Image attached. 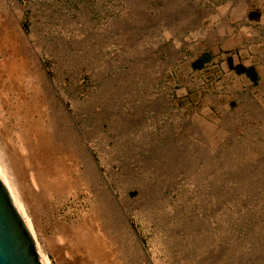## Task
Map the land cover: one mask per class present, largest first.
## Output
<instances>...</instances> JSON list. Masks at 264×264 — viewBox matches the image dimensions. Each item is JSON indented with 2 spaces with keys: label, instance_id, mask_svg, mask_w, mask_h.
Returning <instances> with one entry per match:
<instances>
[{
  "label": "rangeland",
  "instance_id": "1",
  "mask_svg": "<svg viewBox=\"0 0 264 264\" xmlns=\"http://www.w3.org/2000/svg\"><path fill=\"white\" fill-rule=\"evenodd\" d=\"M5 9L12 56L50 93L0 71V157L52 264L80 257L98 205L127 214L111 239L122 262L136 241L154 264H264V0H0V21ZM52 108L48 152L31 130ZM14 129L31 132L27 154Z\"/></svg>",
  "mask_w": 264,
  "mask_h": 264
},
{
  "label": "bare ground",
  "instance_id": "2",
  "mask_svg": "<svg viewBox=\"0 0 264 264\" xmlns=\"http://www.w3.org/2000/svg\"><path fill=\"white\" fill-rule=\"evenodd\" d=\"M1 11H5L6 12V9L5 10H1ZM2 12H0V14H1ZM6 13H8V14H6V15H3L4 17L2 18V19H4L3 21L5 22L4 24L5 25H3V28H0V29H5V28H7L8 27V30H7V32H4V30H0V35L2 36V38H3V40H2V38L0 37V71H3L4 72V74L6 73L7 75H8V77H9V79H10V81L12 80V81H14V80H16L17 79V81H19L21 78L23 79V78H25V73L26 72H28V74H29V71H31V70H26L25 68H28L29 67V65H27L28 67H26V61L28 60L29 61V59H25L24 61H22V60H18V59H16L15 57H13L12 55L15 53V51H13L12 50V48L14 49V45H12L11 44V38H13V36H11V30H13L14 28H15V26H20V24H19V21H18V18H16V16H15V18L13 19V20H11V12L9 13V11L8 12H6ZM2 16V15H1ZM2 21V20H1ZM0 21V22H1ZM3 21H2V23H3ZM11 21H12V25L13 24H15V25H13L14 26V28H13V26H12V28L13 29H11ZM4 26H6V27H4ZM17 30H18V28H17ZM15 31V30H14ZM15 33V32H14ZM19 32L17 31V34H18ZM21 34V33H20ZM19 35V34H18ZM19 37V36H18ZM27 38V37H26ZM13 39H16V38H13ZM20 39H22L23 40V38H21L20 37ZM19 40V39H18ZM25 40V39H24ZM28 40V39H27ZM1 41H3V42H1ZM19 41H21V40H19ZM18 41V42H19ZM16 42V41H15ZM17 42V45L18 44H20V42L18 43ZM15 44V43H14ZM12 45V46H11ZM21 45H25V43L24 42H22V44ZM27 45V44H26ZM16 46V45H15ZM29 46H31V45H29ZM20 47V46H19ZM15 48H17V47H15ZM29 47L27 46V48H24V49H28ZM17 49H19V48H17ZM22 49V48H21ZM21 49H20V51H21ZM30 50V51H29ZM29 50H28V52H32L33 50H31V47L29 48ZM27 51V50H26ZM19 52V51H18ZM24 52V51H23ZM34 52V51H33ZM32 52V53H33ZM13 53V54H12ZM26 54H27V52H26ZM29 54H31V53H28V55ZM36 57H34V59L36 58V63H38L37 65V67L39 68H42V64H41V61H40V59L37 57V55H36V53L34 52L33 53ZM23 55V56H22ZM21 55V58L23 57V58H25V56L26 55H24V53ZM32 55V54H31ZM33 55V56H34ZM28 57V56H27ZM18 58V57H17ZM28 58H30V57H28ZM33 58V57H32ZM32 60V62H34L33 61V59H31ZM27 61V62H28ZM33 63V65L34 64H36V63ZM31 68V67H30ZM37 68V69H38ZM29 69V68H28ZM32 70H35V69H32ZM1 73V72H0ZM26 74L27 75V78L26 79H29V80H31L33 83H34V85H35V88H37L36 90L37 91H39V93L40 94H43L45 97H47V94H49L50 92H49V90L48 91H46L45 90V87H44V85H43V83L45 84V80H44V77H43V73H41V71L39 72V71H37V73L36 72H32L31 73V75L29 74ZM7 78V77H6ZM14 79V80H13ZM28 80V81H29ZM32 82H30V83H32ZM30 83H27V84H30ZM33 85V84H32ZM38 93V94H39ZM37 94V95H38ZM52 96H53V98H54V104L56 103L57 104V101H58V97H57V90L55 89V88H52ZM43 96V97H44ZM45 100V99H44ZM43 104V103H42ZM45 107H46V104L44 103L43 104ZM57 106V105H56ZM53 109V108H52ZM46 110H47V108H46ZM55 110L56 109H53L52 111H47L49 114H47V115H49V119H47V121H40L39 123H37L36 125V127H35V129H33V130H31V132H32V137H34V142L36 143V145L38 144V142H40L39 144H41L40 146H43V148H44V150L46 149L48 152H50L49 151V149L52 151V149L50 148V147H52V146H54V143L53 142H51V140H53V138L55 139V137L57 136V134L59 133V131H60V128H61V125L59 124V121H58V119H57V116H56V113H55ZM2 120H4V119H2ZM4 125V124H3ZM3 125L1 126V127H3ZM66 130H68V131H74V127H75V122H74V120L72 119V117H68V120H67V122H66ZM4 127H5V125H4ZM63 128V127H62ZM64 129H65V127H64ZM6 130V129H5ZM8 130V129H7ZM29 131H27V130H24V132L22 133V130H11V134H10V136H11V138H9L10 140H11V142L14 144V145H16L17 146V148L20 150V152L21 153H26L28 150H30V142L29 143H26V142H28V137L25 139V135H27V133H28ZM31 132H29V134L31 133ZM71 132V134H73ZM6 134V133H5ZM67 134V133H66ZM42 136L44 137V138H42ZM67 136V135H66ZM65 136V137H66ZM68 136H69V133H68ZM68 136H67V138H68ZM31 138V137H30ZM57 138V137H56ZM60 140H62V139H59V142L61 143V141ZM58 141V140H57ZM74 142V140H72V137H71V135H70V138H69V140H63L62 141V143H61V145H63V149H64V147H67L68 149H73V151L71 152V154L73 155V154H77L78 152H79V150L77 149V146L75 145V143H73ZM53 144V145H52ZM39 146V147H40ZM59 146V145H58ZM60 148H62V146H59ZM42 148V147H41ZM14 149H16V148H14ZM62 149V150H63ZM66 149V148H65ZM84 152H83V156L85 157L84 159H86L87 161H89V159L91 158V154L84 148V150H83ZM12 153V152H11ZM45 153V152H44ZM55 153V152H54ZM27 154V153H26ZM51 154H52V152H51ZM70 154V155H71ZM14 154H12V156H13ZM50 155V154H49ZM11 156V155H10ZM66 156V155H65ZM14 157V156H13ZM48 157V156H47ZM46 157V158H47ZM56 157V156H55ZM67 157V156H66ZM12 158V157H11ZM57 158V157H56ZM75 158V157H74ZM12 161V163H11V169H12V171L16 174L17 173V171H19L18 169H19V167H18V169L16 168V165H15V162H14V160L13 159H11ZM25 160H26V158H25ZM29 160V159H28ZM31 160V159H30ZM62 160V159H61ZM29 162V161H28ZM62 162V161H61ZM52 164V163H51ZM46 166H48V165H46ZM49 166H50V164H49ZM77 166V165H76ZM59 167V166H58ZM22 168V167H21ZM43 168V167H42ZM48 168V167H47ZM53 168H54V166H53ZM16 169H17V171H16ZM45 169V168H44ZM63 169V168H62ZM13 172H11L10 170H9V168H7L6 166H5V164L3 163V161H2V159H1V157H0V175H1V177L3 178V180H4V182H5V184L7 185V187H8V189H9V191H10V193H11V195H12V197L14 198V200H15V202H16V204H17V206H18V208H19V210H20V212L22 213V215H23V217H24V219H25V221H26V223H27V225H28V227L30 228V230H31V232L34 234V236H35V238H36V248H37V250H38V253H39V256H40V259H41V261H42V263L43 264H52L51 263V261H50V259H49V257L46 255V253H44L43 252V250H42V248H41V245H40V242H39V239H38V236H37V233H36V230H35V227H34V224H33V222H32V220H31V218H30V216H29V214L27 213V210H26V206H25V201H23V198H22V195H21V191H22V188H21V183H20V180H19V178L21 179V177H19V178H17V177H14L13 175H12V173ZM55 172V171H54ZM48 173V172H47ZM56 173V172H55ZM18 174H19V172L17 173V176H18ZM21 175V174H20ZM48 175V174H47ZM59 175V174H58ZM30 177V176H29ZM35 177V176H34ZM55 177V176H54ZM24 178V177H23ZM55 178H57V177H55ZM58 179V178H57ZM56 179V180H57ZM92 179H93V177H92ZM91 179V180H92ZM49 180V179H48ZM60 180V179H59ZM59 180H57L58 182H59ZM62 180H63V178H62ZM96 180H98V179H96ZM25 181V180H24ZM94 181H95V179H94ZM65 182V181H64ZM96 182V181H95ZM100 182H102V181H100ZM33 183V182H32ZM31 183V184H32ZM66 183V182H65ZM64 183V184H65ZM51 184V183H50ZM60 184H62V181H60ZM103 184H104V182H103ZM24 185V184H23ZM68 185V183L66 184V185H64V186H67ZM96 185V184H95ZM57 186V185H56ZM99 186V185H98ZM64 188V187H63ZM124 196V195H123ZM127 198V197H126ZM111 199V198H110ZM106 201V200H105ZM118 201H119V199H118ZM107 203V202H106ZM117 203V202H116ZM121 203V202H120ZM101 204V203H100ZM104 204V203H103ZM114 204V203H113ZM113 204H112V206H113ZM98 205V204H97ZM116 205V204H115ZM106 206V205H105ZM97 207V206H96ZM99 207H101L100 208V210H101V212H102V215H101V213H100V211L96 208L95 209V211H97V213H99V215H97V217H96V219H98V217H99V220H97L96 222H95V226H94V223H92L93 224V226L94 227H92V226H90L89 228H87V229H89V230H87V233H86V236H85V245H83L84 243H82V242H80V243H82V245L83 246H85V248L83 249V251H82V254L80 255V254H78L80 257H74L73 259L71 258V261L69 262V263H67V264H127V263H131V264H154V261H152V260H150V258L146 255V254H144L142 251V248H141V245H140V243H138V242H136L135 241V244H133V245H130V246H128L126 249H125V247L124 246H122V248H121V250H123V251H121L119 248V250L122 252V256H120V257H123L122 259L124 260L123 262H122V260L120 261V259L118 258V256L119 255H117L118 253H117V250L115 249V247H114V249H112V247H111V244H112V242H111V239L112 240H114V239H116L118 236H119V234L122 232V231H124V230H122V228H131V226H130V224H129V222H128V218H127V214L125 215L124 213H123V210H121V209H119L117 206V208H118V210H116L117 208H114V210H115V213H116V211H117V218H119L118 220L115 218V217H113L114 215H113V211L114 210H112V208L110 209L109 208V206L107 207L106 206V208L103 206H99L98 205V208ZM114 207V206H113ZM120 207V206H119ZM122 207V206H121ZM91 215V214H90ZM95 216V215H94ZM90 219V218H89ZM92 219V218H91ZM91 219H90V221H91ZM95 219V220H96ZM101 219H103V220H105L106 221V224L105 225H102V228L104 229V230H102V228L100 227L101 226V224H100V220ZM93 221H94V218H93ZM89 222V221H88ZM92 224H90V225H92ZM102 224H103V222H102ZM86 226H88V225H86ZM103 226H105V228L103 227ZM129 226V227H128ZM129 228V229H130ZM106 229V230H105ZM114 230L115 232H116V236L114 237L113 236V234L112 233H110V230ZM127 230V229H126ZM113 231V232H114ZM115 232H114V234H115ZM123 233V232H122ZM130 233H131V231H130ZM83 234L84 233H82L81 234V237L83 236ZM123 235V234H122ZM121 236V235H120ZM128 236V235H127ZM127 236H123L124 238H126ZM132 236H134V235H132ZM132 236H129V237H132ZM123 237H122V239H123ZM84 238V237H83ZM118 238H120V237H118ZM60 239V238H59ZM82 239V238H81ZM127 239V238H126ZM134 239V238H133ZM117 240V239H116ZM124 240V239H123ZM137 240H138V238H137ZM128 241H130V240H128ZM119 242V241H118ZM122 241L120 240V243H121ZM131 242V241H130ZM129 243V242H128ZM74 244V243H73ZM115 244V243H114ZM129 244H131V243H129ZM128 244V245H129ZM113 245V244H112ZM114 246V245H113ZM120 246V245H119ZM81 250V249H80ZM126 253H125V252ZM81 252V251H80ZM120 252V253H121ZM77 253V252H76ZM77 255V256H78ZM75 256V255H74ZM129 263V264H130Z\"/></svg>",
  "mask_w": 264,
  "mask_h": 264
},
{
  "label": "water",
  "instance_id": "3",
  "mask_svg": "<svg viewBox=\"0 0 264 264\" xmlns=\"http://www.w3.org/2000/svg\"><path fill=\"white\" fill-rule=\"evenodd\" d=\"M0 264H43L36 238L0 175Z\"/></svg>",
  "mask_w": 264,
  "mask_h": 264
}]
</instances>
